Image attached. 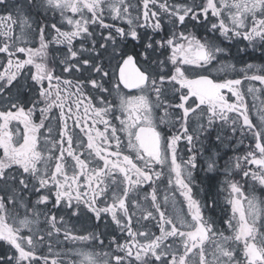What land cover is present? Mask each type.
Returning a JSON list of instances; mask_svg holds the SVG:
<instances>
[{
  "label": "snow or ice",
  "instance_id": "6c2138e0",
  "mask_svg": "<svg viewBox=\"0 0 264 264\" xmlns=\"http://www.w3.org/2000/svg\"><path fill=\"white\" fill-rule=\"evenodd\" d=\"M249 48L264 0H0V264H264Z\"/></svg>",
  "mask_w": 264,
  "mask_h": 264
},
{
  "label": "flooded vegetation",
  "instance_id": "af4514ba",
  "mask_svg": "<svg viewBox=\"0 0 264 264\" xmlns=\"http://www.w3.org/2000/svg\"><path fill=\"white\" fill-rule=\"evenodd\" d=\"M245 44H247V41H244V43L240 44L239 47L243 48L245 46ZM232 51L235 52L236 48L233 47ZM248 51L251 53V55H242V58L238 57V59H242V62H241V64L238 65V67L242 66L243 62L264 64V57H262V53H261V50L259 48H257L255 51H253L251 48H249ZM262 99H264V97H262ZM183 147H184L183 142H181V148H183ZM197 183L202 185L206 189L205 194H207V190L209 189V185H211V188H212L215 185V183H217V182L216 181H208L207 178L204 176V173L202 171H200L197 173ZM210 190L212 191V189H210ZM257 194L258 195H264V193H262L259 190V188L257 189ZM179 198L181 200L183 199L182 197H179ZM212 215L214 216L213 213H212ZM221 218H224L223 213L221 215Z\"/></svg>",
  "mask_w": 264,
  "mask_h": 264
},
{
  "label": "rangeland",
  "instance_id": "374dc122",
  "mask_svg": "<svg viewBox=\"0 0 264 264\" xmlns=\"http://www.w3.org/2000/svg\"><path fill=\"white\" fill-rule=\"evenodd\" d=\"M255 64L259 65L258 63H255ZM257 103H259V101H257ZM216 182H217V181H216ZM217 183H218V182H217ZM217 183H215V185L211 188V189H212V191H211L212 194H215V193H216V185H217ZM245 187H247V186H245ZM176 199H177V201L181 200V199L179 198V195H177ZM219 204H220V206L216 208V210H215V212H214L213 214H214V218H215L216 221H217V227H224V225H222V224L220 223L221 220L223 219V218H221L222 213H223V215H224V211H223V209L227 207V206L225 205V203H224V197H223V195L220 196ZM185 207H186V206H185ZM176 210L179 211V204H178V203H177V209H176ZM78 227H80V225H78ZM62 246H63V247H71L70 244H65V245H62Z\"/></svg>",
  "mask_w": 264,
  "mask_h": 264
}]
</instances>
